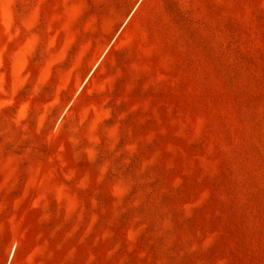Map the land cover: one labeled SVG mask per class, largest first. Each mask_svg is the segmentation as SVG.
Wrapping results in <instances>:
<instances>
[{"label": "rangeland", "instance_id": "rangeland-1", "mask_svg": "<svg viewBox=\"0 0 264 264\" xmlns=\"http://www.w3.org/2000/svg\"><path fill=\"white\" fill-rule=\"evenodd\" d=\"M6 2L0 264H264V0Z\"/></svg>", "mask_w": 264, "mask_h": 264}, {"label": "clouds", "instance_id": "clouds-1", "mask_svg": "<svg viewBox=\"0 0 264 264\" xmlns=\"http://www.w3.org/2000/svg\"><path fill=\"white\" fill-rule=\"evenodd\" d=\"M12 9V4L10 2H6L3 3V15H4V35L0 36V40L4 39V37H6L7 41L11 42L12 40H14L16 37L20 36L21 34V28L17 27L15 33H12L11 31H9V29L12 27V16L13 13L11 11ZM36 22V13L32 12L30 15L24 17L23 19L20 20V25L22 26V28L24 30H28L30 31L32 29V27L34 26ZM36 42V37L32 36L29 40H28V46L31 47L35 44ZM51 46V45H50ZM7 51V46L5 45V48L0 50V62H2L3 60V56H4V52ZM5 81H4V76L2 74H0V93H4L5 95H7V92L5 91ZM17 87V85H13V95L15 94V88ZM14 101L12 99H7L4 100L2 102H0V108L6 107L7 105L12 104ZM30 106V101H26L24 102L17 114V123L19 124L20 121L24 120L27 116L28 113V109ZM83 123V122H81ZM99 124V121H96L94 123H92L90 126H87L85 129V138L88 141V145L87 147H85L84 149H82V152L84 154H86L87 158L89 160H94L96 157V146L100 143V137L96 134L97 133V125ZM43 126V117H41V121H40V125L37 128V131H39V128ZM71 143L75 146L78 145L80 143L79 139H72ZM64 148L63 145H61L58 149V153L53 156L50 157L47 160V165L52 169V171H55L57 168L59 169H68L67 167V162L63 159L62 155H60V153H63ZM107 166H105V168L101 169V175L100 177H98V181L100 179L103 178V173L104 171H106ZM75 171L68 169L65 174H64V180L65 181H72L75 178ZM78 188L81 189H85L88 186V182L87 179H82L78 182V184L76 185ZM128 190V185L125 184L124 181H120L117 184L113 185L112 187V194L115 197H121L124 196L125 193ZM60 192L64 191V185L60 186L59 189ZM76 205H73V208H75ZM92 207H95V202H92ZM95 223V218H92L91 223L87 224V230L91 231L92 228V224ZM135 233L134 232H129V239H134Z\"/></svg>", "mask_w": 264, "mask_h": 264}, {"label": "crops", "instance_id": "crops-1", "mask_svg": "<svg viewBox=\"0 0 264 264\" xmlns=\"http://www.w3.org/2000/svg\"><path fill=\"white\" fill-rule=\"evenodd\" d=\"M141 4V1H139V2H137V3H135L134 4V6L131 8V14L129 15V19L132 17V15H133V13L137 10V8L139 7V5ZM130 13V12H129ZM128 13V14H129ZM128 19V20H129ZM115 42H116V40H114L112 43H111V47H113L114 45H115Z\"/></svg>", "mask_w": 264, "mask_h": 264}]
</instances>
